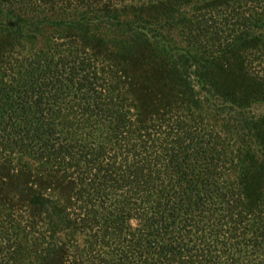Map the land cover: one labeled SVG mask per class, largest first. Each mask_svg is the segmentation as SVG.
<instances>
[{
	"label": "trees",
	"instance_id": "1",
	"mask_svg": "<svg viewBox=\"0 0 264 264\" xmlns=\"http://www.w3.org/2000/svg\"><path fill=\"white\" fill-rule=\"evenodd\" d=\"M39 1L62 39L44 73L79 106L49 118L42 94L0 130V264H264V117L245 110L264 101V0ZM39 7L0 0V46L31 39ZM191 20L217 32L206 56L172 42ZM214 99L238 122H196Z\"/></svg>",
	"mask_w": 264,
	"mask_h": 264
},
{
	"label": "rangeland",
	"instance_id": "2",
	"mask_svg": "<svg viewBox=\"0 0 264 264\" xmlns=\"http://www.w3.org/2000/svg\"><path fill=\"white\" fill-rule=\"evenodd\" d=\"M146 1L147 0H118L117 2L118 5L123 6L139 4ZM33 2L40 6V10L37 11L40 16L39 19L43 23L42 26L33 29L30 28V30L26 31L28 24H25L23 34L25 36L30 34V36H32L31 39L25 37L23 39H18V43L16 44L14 42L10 47L6 44L0 46V130L8 126L7 132L12 133L11 138L17 137V132L15 131L20 129L21 124H25V122L28 121L26 118H36L35 116L42 115L39 113V108L42 109V107H40L41 105L38 106L36 103L40 100L38 96L42 94H46V101L49 103V110H47V112H50V116L47 115L49 118L56 117L60 120L63 114L67 116L75 114L74 112L79 106L77 105V96L70 86L63 85L62 82L49 76L50 74L44 73L45 71L48 72L50 67L54 69L59 66V54L54 53L50 48L54 46L52 41L58 43L61 42L62 39H58V31H55L58 29L54 28L56 26V18L48 12V7L51 5H47V7L44 4L41 5L39 0H33ZM72 3L74 4L75 2L73 1ZM55 4L56 13H61L63 6L58 5L57 2ZM6 5L5 3L1 4V7L5 9L7 8ZM250 5L255 6V2L251 1ZM15 7L16 8H12L16 14H23L26 11L22 9L20 5H15ZM187 9H189L188 6H186L185 10ZM28 13L29 12H26L27 15ZM34 13L35 12H31L29 15L33 16ZM13 20H16V18H13ZM3 23L5 26L9 27L15 25L7 21H3ZM169 32L173 38L172 42H174L176 46H183L189 48V50L196 49L203 56H206V53L209 54V52L212 51L210 42H213V40L217 38V32L205 26L200 28L199 24L193 20L188 23H179L169 30ZM5 36V33L0 34V37L7 39ZM67 47L69 46H58L57 50L65 52L67 51ZM51 62L53 63L51 64ZM159 81L160 77H158L155 72L150 74L148 79L143 78V84L148 85L151 89L150 91H152V94H150L151 96L156 94L158 89L162 87H159ZM191 81L193 85H197L195 77L192 76ZM200 90L201 94L197 96V98H199L197 100L198 102L201 100L203 101L204 98L202 95H205V91L202 89ZM214 100L213 105H210L211 114L200 116L197 107L194 109V120L197 122L198 119L202 118L204 122L211 121L213 123L214 120H216L217 123L221 124L230 118L229 122L231 125H234L236 123L235 121L239 118L236 112L237 108H228L222 100ZM202 104L208 105L205 101ZM45 107H48V105ZM246 107V115H253L255 119L264 117V101L249 103V106ZM229 129L232 128L230 127ZM228 134L229 136H234L235 132L231 131V133ZM233 139L236 143L241 145L237 137L234 136ZM2 145L3 144L0 146L2 147ZM15 145L16 143L13 144V147ZM26 159H28V157ZM228 176L235 177L236 173H228ZM79 237L82 238V236ZM81 238L78 239L82 241Z\"/></svg>",
	"mask_w": 264,
	"mask_h": 264
}]
</instances>
